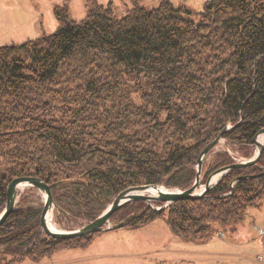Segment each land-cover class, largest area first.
Segmentation results:
<instances>
[{"label": "trees", "instance_id": "1", "mask_svg": "<svg viewBox=\"0 0 264 264\" xmlns=\"http://www.w3.org/2000/svg\"><path fill=\"white\" fill-rule=\"evenodd\" d=\"M128 1L131 10L117 18L111 3L86 0L80 23L56 6L64 25L53 35L0 47V213L8 185L23 177L51 187L53 220L68 231L127 189L186 191L203 149L227 127L225 148L205 158L204 179L234 164L227 150L253 157L264 130V0H207L202 12ZM263 205L264 149L256 165L230 170L204 198L160 211L134 201L110 222L134 230L161 219L180 239L204 243ZM42 208L35 189L21 193L0 226V264L85 249L98 235L49 238Z\"/></svg>", "mask_w": 264, "mask_h": 264}, {"label": "rangeland", "instance_id": "2", "mask_svg": "<svg viewBox=\"0 0 264 264\" xmlns=\"http://www.w3.org/2000/svg\"><path fill=\"white\" fill-rule=\"evenodd\" d=\"M96 1L104 7L111 3L117 18L132 8L128 0ZM170 1L175 6L184 5L194 12H202L207 0ZM64 4L71 21L80 23L85 19L86 0H0V47L53 35L64 25L55 17L54 8ZM157 6L158 0L140 2L145 10ZM223 146L221 143L217 149ZM37 196L43 202L39 192ZM250 216L251 219L240 223L234 231H226L224 237L215 236L204 243L180 239L165 221L158 219L139 229L101 232L85 249L59 251L37 263L25 260L19 264H259L255 256L260 250L261 237L255 228L264 229V205L259 211H250ZM51 224L68 231L53 219Z\"/></svg>", "mask_w": 264, "mask_h": 264}, {"label": "water", "instance_id": "3", "mask_svg": "<svg viewBox=\"0 0 264 264\" xmlns=\"http://www.w3.org/2000/svg\"><path fill=\"white\" fill-rule=\"evenodd\" d=\"M229 130L227 127L224 132ZM223 132V133H224ZM222 133V134H223ZM219 135L213 142L207 145L200 154L196 163V177L193 185L186 191H179L174 189H167L164 186H141L130 188L120 193L113 202L98 216L93 222L82 226L76 230L63 231L56 228H50L48 222L52 221L56 205L51 196V187L36 178H18L10 182L7 188V200L4 209L0 213V226L5 222L7 217L14 213L17 208V203L21 193L25 189H35L43 197V208L40 217V225L44 235L55 240H70L75 238H82L101 232L113 231L124 228V223H111V216L121 209L124 205L134 201H141L147 206L160 211L165 209L170 204L179 200H197L204 198L206 194L215 187V185L230 171L235 168H244L254 166L257 164L261 153L264 149V130L260 131L254 138L253 144L256 148L254 156L243 162L235 163L231 166L219 169L210 175L205 180L207 171L203 173V163L208 153L224 141ZM251 177H242V179ZM159 202L163 206L155 208L153 203Z\"/></svg>", "mask_w": 264, "mask_h": 264}, {"label": "built area", "instance_id": "4", "mask_svg": "<svg viewBox=\"0 0 264 264\" xmlns=\"http://www.w3.org/2000/svg\"><path fill=\"white\" fill-rule=\"evenodd\" d=\"M260 245H261L260 251L257 253L255 259L258 263L264 264V232H263V237H262V241Z\"/></svg>", "mask_w": 264, "mask_h": 264}, {"label": "bare ground", "instance_id": "5", "mask_svg": "<svg viewBox=\"0 0 264 264\" xmlns=\"http://www.w3.org/2000/svg\"><path fill=\"white\" fill-rule=\"evenodd\" d=\"M48 225L50 228H53L54 226L51 224V222H48Z\"/></svg>", "mask_w": 264, "mask_h": 264}, {"label": "crops", "instance_id": "6", "mask_svg": "<svg viewBox=\"0 0 264 264\" xmlns=\"http://www.w3.org/2000/svg\"><path fill=\"white\" fill-rule=\"evenodd\" d=\"M206 2V1H205ZM256 230H259V228H256ZM261 232V231H260ZM259 234V233H258Z\"/></svg>", "mask_w": 264, "mask_h": 264}]
</instances>
